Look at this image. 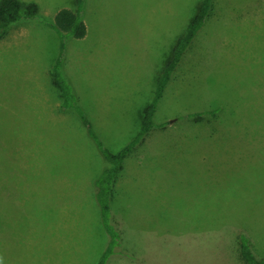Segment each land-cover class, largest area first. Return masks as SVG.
Here are the masks:
<instances>
[{"label":"rangeland","instance_id":"1","mask_svg":"<svg viewBox=\"0 0 264 264\" xmlns=\"http://www.w3.org/2000/svg\"><path fill=\"white\" fill-rule=\"evenodd\" d=\"M20 1L40 20L0 32V264H95L109 241L95 186L106 161L62 109L59 39L45 24L78 5ZM202 2L86 0L88 35L69 42L64 73L113 153L140 132ZM155 122L115 180L124 254L107 264H248L243 234L264 264V0L214 1Z\"/></svg>","mask_w":264,"mask_h":264},{"label":"trees","instance_id":"2","mask_svg":"<svg viewBox=\"0 0 264 264\" xmlns=\"http://www.w3.org/2000/svg\"><path fill=\"white\" fill-rule=\"evenodd\" d=\"M215 0H203L196 15L193 17L187 31L182 35L173 47L172 53L163 68L158 80L155 97L151 103L143 110L142 124L140 132L129 144L117 153H113L103 144L96 131L94 123L82 107L77 98L74 88L64 73L65 59L68 52V44L71 39H84L88 35V28L84 20L86 0H76L77 11L62 9L55 17L53 23H45L53 29L59 39L58 56L53 66V83L60 91L64 111H74L77 113L89 136L95 141L100 153L106 161V167L95 180L96 201L100 208L102 224L108 234L109 241L102 255L95 264H107L111 257L117 253L124 254L121 250L122 235L118 231L113 221L111 197L114 183L120 173L124 170V163L127 157L141 145L146 137L157 126L155 115L159 102L163 98L168 84L172 80L173 73L182 62L188 47L192 44L199 31L204 27L209 18ZM39 5L37 3L23 4L20 0L0 1V32H3L13 25L27 20H40ZM44 23V22H43ZM217 110L194 113L189 116L202 119L204 116H216ZM165 124H163L164 126ZM240 251L242 258L248 264L260 263L252 249L249 238L243 234L240 240Z\"/></svg>","mask_w":264,"mask_h":264},{"label":"crops","instance_id":"3","mask_svg":"<svg viewBox=\"0 0 264 264\" xmlns=\"http://www.w3.org/2000/svg\"><path fill=\"white\" fill-rule=\"evenodd\" d=\"M130 155H131V154H130ZM130 155H129V156H130ZM129 156H128V157H129ZM128 157H127V159H128ZM127 159H126V160H127ZM126 160H125V162H126ZM124 168H125V163H124ZM123 171H124V170H123ZM114 185H115V183H114Z\"/></svg>","mask_w":264,"mask_h":264},{"label":"water","instance_id":"4","mask_svg":"<svg viewBox=\"0 0 264 264\" xmlns=\"http://www.w3.org/2000/svg\"><path fill=\"white\" fill-rule=\"evenodd\" d=\"M256 264H259V263H256Z\"/></svg>","mask_w":264,"mask_h":264}]
</instances>
